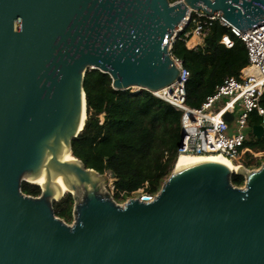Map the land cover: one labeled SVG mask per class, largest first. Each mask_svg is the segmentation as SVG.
I'll return each mask as SVG.
<instances>
[{
  "label": "water",
  "instance_id": "obj_1",
  "mask_svg": "<svg viewBox=\"0 0 264 264\" xmlns=\"http://www.w3.org/2000/svg\"><path fill=\"white\" fill-rule=\"evenodd\" d=\"M187 7L242 31L264 21V0H0V264H264V162L173 165L152 201L121 205L101 191L111 170L65 158L85 122L86 70L131 93L169 86V38ZM24 175L39 195L21 191ZM63 181L70 224L52 207Z\"/></svg>",
  "mask_w": 264,
  "mask_h": 264
},
{
  "label": "trees",
  "instance_id": "obj_2",
  "mask_svg": "<svg viewBox=\"0 0 264 264\" xmlns=\"http://www.w3.org/2000/svg\"><path fill=\"white\" fill-rule=\"evenodd\" d=\"M224 34L233 39L231 47L221 42ZM170 52L181 58L189 72L185 103L190 107H200L216 84L225 76H238L247 65L244 43L217 21L209 27L201 44L188 47L181 33L172 42ZM111 82L107 73L93 68L86 70L82 83L86 118L82 130L71 139V154L98 173L111 170L116 191L113 198L119 201L138 189L159 190L177 158L182 111L149 91L118 90ZM260 102L264 108V89ZM250 118L264 127V115L262 118L252 113ZM244 145L263 152L262 157L253 158L260 165L264 159V132ZM231 182L241 186L244 178L232 174ZM20 187L23 193L32 196L41 192L37 184L27 181H22ZM73 205L69 192L52 202L55 215L66 222L73 219Z\"/></svg>",
  "mask_w": 264,
  "mask_h": 264
},
{
  "label": "built area",
  "instance_id": "obj_3",
  "mask_svg": "<svg viewBox=\"0 0 264 264\" xmlns=\"http://www.w3.org/2000/svg\"><path fill=\"white\" fill-rule=\"evenodd\" d=\"M169 1L171 4L184 3V0ZM215 21L229 28L230 32L244 43L247 65L240 70L238 76H225L216 84L213 91L205 96L200 107H190L185 103V83L189 72L183 66L181 58L171 54L172 42L183 33L186 45L195 47L202 43L209 27ZM221 42L227 47L233 45V39L229 34H224ZM168 51L179 70L178 78L163 88L167 90L166 95L164 93L159 95L157 91L150 93L182 111L181 128L184 138L179 142L177 155L219 153L231 161H237L242 156L251 158L256 155L258 152L244 145L243 130L252 113L262 118L264 115V108L260 102L264 89V21L242 31L228 23L219 11L206 13L203 10L187 7L181 22L174 27L169 38ZM237 103L240 104L239 113L231 126L233 120L231 115L236 112ZM230 128L232 133H228ZM110 190L113 198L116 192L113 181ZM156 193L138 189L123 199L126 202L129 198L136 197L142 202H150ZM120 194L123 195L122 192Z\"/></svg>",
  "mask_w": 264,
  "mask_h": 264
},
{
  "label": "bare ground",
  "instance_id": "obj_4",
  "mask_svg": "<svg viewBox=\"0 0 264 264\" xmlns=\"http://www.w3.org/2000/svg\"><path fill=\"white\" fill-rule=\"evenodd\" d=\"M165 90L166 89H163V90L157 91L156 93L159 95H163V93L164 94L166 93ZM85 118H86V107H85V104L83 102L80 124H82L83 121H85ZM65 158L75 160V158L70 153L69 149L65 150ZM205 161H210V162L222 164L231 171H239V170L243 169V167L241 165L231 161L228 157H226L222 154H219V153L206 154V155H195V154L181 153V154L177 155L176 161L174 162V166L177 168H181V167H185V166H189V165H192L195 163L205 162ZM247 170L248 169H246V168L244 169V171H247ZM24 178H26L28 181H31V182H33V183H35L41 187H44V184L40 180H33L28 175H24ZM68 191H70V189L67 187L66 183L63 181V190L61 193H66ZM124 203H121V205H124Z\"/></svg>",
  "mask_w": 264,
  "mask_h": 264
},
{
  "label": "rangeland",
  "instance_id": "obj_5",
  "mask_svg": "<svg viewBox=\"0 0 264 264\" xmlns=\"http://www.w3.org/2000/svg\"><path fill=\"white\" fill-rule=\"evenodd\" d=\"M136 89L137 88H130V91L131 92H134V91H136ZM165 91H167V90H165ZM235 108H236V112L235 113H233L231 116H232V122H231V126L235 123V118L237 117V115H238V113H239V108H240V104L239 103H237L236 104V106H235ZM251 116V115H250ZM250 116H249V118H248V120H247V124H246V127L244 128V130H243V132H244V135H245V141H251V140H253L254 139V133H253V131H252V127L254 126V125H257L256 123H255V121L253 120V119H251L250 118ZM228 133H232V129L230 128V130L228 131ZM263 156V152L262 151H259L258 153H256V155H253L252 156V158H249V157H240L237 161H233V162H235V163H237L238 162V164L239 165H241L243 168H246V169H248V170H252V169H256V168H258L260 165H256L255 163H254V159L253 158H255V157H257V158H260V157H262ZM262 162H264V159H262ZM261 162V163H262ZM26 179V178H25ZM27 180V179H26ZM112 181H113V178H111V177H109L107 174L105 175V177H104V184H103V186H102V188H101V191L102 192H108L110 195H112L111 194V183H112ZM39 188H40V186H39ZM82 196V193H80L79 194V197H81ZM115 200V199H114ZM115 201H117V203H124V199H120L119 201L118 200H115ZM72 222V221H71ZM71 222H67V223H71Z\"/></svg>",
  "mask_w": 264,
  "mask_h": 264
}]
</instances>
